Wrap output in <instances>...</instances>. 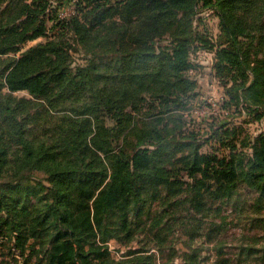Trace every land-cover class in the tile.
<instances>
[{
	"label": "trees",
	"instance_id": "16d2710c",
	"mask_svg": "<svg viewBox=\"0 0 264 264\" xmlns=\"http://www.w3.org/2000/svg\"><path fill=\"white\" fill-rule=\"evenodd\" d=\"M75 6L61 18L51 0H0V264H199L198 236L218 244L214 264H264V133L214 128L217 155L185 119L201 49L224 105L264 116V0ZM202 6L215 41L197 30ZM223 205L254 213L235 219L236 243L218 235ZM112 240L137 248L118 259Z\"/></svg>",
	"mask_w": 264,
	"mask_h": 264
},
{
	"label": "rangeland",
	"instance_id": "374dc122",
	"mask_svg": "<svg viewBox=\"0 0 264 264\" xmlns=\"http://www.w3.org/2000/svg\"><path fill=\"white\" fill-rule=\"evenodd\" d=\"M53 7H57L58 14L61 18H66L73 15L76 10V0H51ZM52 8V7H51ZM50 8V9H51ZM50 10H48L49 12ZM197 30L202 35H207L208 40H216V37L220 33L219 19L214 11L210 10L208 7L202 6L198 18L196 21ZM44 41V38H39L35 41H30L25 44L22 48V51L29 48L30 46L36 45L38 42ZM192 61L195 67L191 69L190 75L197 79L198 87L197 93L198 96L193 102L192 108L187 112V128L194 130L198 133L200 143L202 144L201 151L203 152H212L217 155L227 153L228 150L223 148L221 152V146L217 141H214L212 138V133L214 128L221 127H234L237 126L242 131L239 135V139H245L246 137H255L260 133H264V116L259 120L255 118L254 115H248L249 113L243 109H235L226 107L224 105L226 100L225 88L221 83L220 79L217 76V73L214 69L215 64V53L209 52L206 50H198L192 55ZM18 96L28 95L24 91H19L16 93ZM207 141V142H205ZM238 149L242 148L241 145L238 146ZM38 177H44L41 173H35ZM245 197L243 201L247 202L252 194L245 192ZM242 201L240 202L241 206ZM218 205V204H217ZM239 206V207H240ZM242 212H235L232 206L223 205L219 215L215 218V221L222 223L226 221L227 225L221 230L220 235L221 239L224 237L227 238L226 242L236 243L234 241L240 235H242L243 228L242 226H236L235 219H251L254 216L252 210L249 211L248 208H245ZM199 217V216H198ZM224 219V220H223ZM214 219H207L208 222L213 221ZM208 231H205L206 234ZM204 234V235H205ZM187 237V236H185ZM196 239V245L199 249L198 257L199 264H214L216 260V242H209L205 236H198ZM185 243L180 242L178 248L180 252L186 251ZM201 245L205 250H200ZM137 248L136 243H131L129 246H125L112 240L109 243V249L113 257L120 259L123 255H126L129 249ZM226 253L231 252L229 247L225 248ZM200 258V259H199ZM1 259V258H0ZM178 263H182V259H177Z\"/></svg>",
	"mask_w": 264,
	"mask_h": 264
}]
</instances>
